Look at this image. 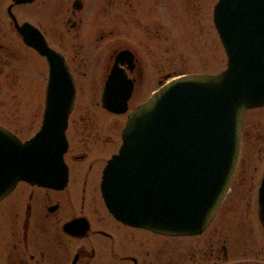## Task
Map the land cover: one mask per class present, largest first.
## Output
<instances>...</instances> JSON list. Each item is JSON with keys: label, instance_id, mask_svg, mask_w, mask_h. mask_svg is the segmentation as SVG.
I'll list each match as a JSON object with an SVG mask.
<instances>
[{"label": "water", "instance_id": "95a60500", "mask_svg": "<svg viewBox=\"0 0 264 264\" xmlns=\"http://www.w3.org/2000/svg\"><path fill=\"white\" fill-rule=\"evenodd\" d=\"M11 1L9 13L12 5L34 0ZM10 18L49 69L36 133L22 140L0 125V200L19 181L59 187L66 180V129L76 97L65 56L37 27ZM213 18L227 58L224 70L161 82L127 116L122 145L102 181L106 204L120 221L161 234L200 233L229 191L246 111L264 107V0H219ZM132 57L119 52L105 81L101 104L113 113L127 110L132 83L121 65L132 66ZM260 196L264 206V180Z\"/></svg>", "mask_w": 264, "mask_h": 264}, {"label": "flooded vegetation", "instance_id": "af4514ba", "mask_svg": "<svg viewBox=\"0 0 264 264\" xmlns=\"http://www.w3.org/2000/svg\"><path fill=\"white\" fill-rule=\"evenodd\" d=\"M36 1L20 5L30 7ZM137 1L138 5H131L128 0H104L105 6L99 7L98 13L99 0H40L37 3L39 8H27L28 18L37 16L44 21L50 20L51 26L30 20L20 22L17 10L20 5H12L10 13L19 25L28 22L37 27L50 47L48 37L105 31L103 19L97 21L100 14L109 19V27H112L108 30L109 34L119 27L114 18L122 20L127 24V29H131L133 23L141 20L137 15L132 18L130 13L137 6H142L141 0ZM11 3L10 0L5 7L9 27L14 28L16 36L25 47L38 54L18 35L8 9ZM1 14L0 7V74L3 75L7 49L1 36ZM51 18L56 22L55 28L61 26L58 32H55ZM103 39L104 34L100 36V41ZM122 50L133 56L130 62L132 66L124 62L121 65L132 83V94L126 102L127 110L124 114L113 113L104 109L101 101L100 104L103 113L114 117L125 115L127 118L130 112L145 103L168 76H160L159 86L150 91L151 94L144 100H138L145 93V72L136 52L130 48L114 50L106 79L116 56ZM65 58L76 87L74 107L69 114L66 129L68 149L64 161L68 177L59 187L19 181L9 194L1 198L0 264H264V206L260 196L264 180V123L247 126L245 117L239 159L229 191L202 232L168 235L130 225L118 220L110 212L102 191L103 172L108 160L118 154L126 118L121 122L123 126L119 130V141L111 137L106 139L102 133L104 124L99 125L101 120L96 117L98 115L90 109L82 110L73 122L75 135H82L78 139L82 146L73 147L68 131L80 88L74 68ZM43 112L44 109L41 117ZM105 129L109 130L107 125ZM112 129L116 131L117 124ZM113 145H116L114 150ZM244 145L251 146L248 158L243 156Z\"/></svg>", "mask_w": 264, "mask_h": 264}, {"label": "rangeland", "instance_id": "374dc122", "mask_svg": "<svg viewBox=\"0 0 264 264\" xmlns=\"http://www.w3.org/2000/svg\"><path fill=\"white\" fill-rule=\"evenodd\" d=\"M128 1L131 5L139 3L137 0ZM141 1L142 6H137L136 10L130 12L132 18L137 15L141 19L133 23L131 29H127V24L122 20L117 21V18H114L116 26L119 27L109 34L108 30L112 28L109 27V19L99 13L100 19L98 17L97 21L101 22L103 19L105 31L48 37L50 47L64 54L69 65L74 68L80 88L68 131L73 147L82 146L78 141L82 135H75L73 122L77 120V114L85 109H90L98 115L96 117L101 120L99 125L104 124L102 133L106 139L111 137L119 141V130L123 126L121 122L125 120V115L114 117L105 114L100 104L103 82L108 75L114 50L128 47L136 52L145 72L144 86L146 84L145 88L143 86L145 93L138 98L140 101L159 86L160 76L174 78L194 73L214 75L223 71L226 66L225 49L213 18V7L218 0ZM38 2L30 7L39 8ZM9 3L10 0H0L3 19L1 36L7 49L3 75L0 74V123L23 140H27L40 128L48 67L46 59L36 54L33 49L25 47L16 36L14 28L9 27V20L5 18V7ZM98 3L97 13L100 11L99 7L105 6L104 0H99ZM30 7H17L20 22L30 20L51 26L50 20L44 21L37 16L28 18L27 8ZM121 11L122 9L120 13ZM121 15L123 16V13ZM51 21L55 32H58L61 26L55 28V20ZM103 34L104 39L100 41ZM245 117L247 126L252 123H264V107L248 110ZM116 124L118 129L115 131L112 128ZM106 125L108 131L105 129ZM243 147V156L248 158L251 146ZM112 148L114 150L116 145Z\"/></svg>", "mask_w": 264, "mask_h": 264}]
</instances>
